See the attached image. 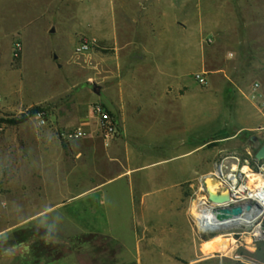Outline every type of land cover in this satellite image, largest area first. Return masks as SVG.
Returning <instances> with one entry per match:
<instances>
[{
  "label": "rangeland",
  "instance_id": "obj_1",
  "mask_svg": "<svg viewBox=\"0 0 264 264\" xmlns=\"http://www.w3.org/2000/svg\"><path fill=\"white\" fill-rule=\"evenodd\" d=\"M121 28H152L156 45L164 39L178 76L170 82L181 85L182 100L172 102L167 127L158 129L172 133L164 144L170 147L161 151L167 156L162 166L167 195L174 168L195 172L179 186L181 203L187 201L189 209L208 197L204 176L219 173L221 191L222 180L235 176L247 187L243 169L264 178V159L255 156L264 144V0H0V264H36L21 243L32 244L35 253L37 242L51 239L42 229H26L35 223L21 230L20 222L36 214L42 177L52 174V164L61 162L66 172L74 165L69 149H82L79 143L88 135L82 124L99 104L93 86L99 87L100 59L110 57L115 44L106 33ZM80 40L94 43L77 54ZM16 42L21 52L13 58ZM196 60L202 66L197 68ZM195 74H203L204 82ZM33 108L39 110L23 123L7 124ZM75 128L85 134L64 136ZM186 128L189 133H181L177 146L178 133ZM160 168L133 178L156 175ZM159 183L149 182L154 195L162 193ZM253 209L262 210L256 202ZM220 235H228L229 247L206 252L203 245ZM198 243L199 256L215 258L203 264H264V217L251 226L201 235ZM195 257L173 258V264Z\"/></svg>",
  "mask_w": 264,
  "mask_h": 264
},
{
  "label": "crops",
  "instance_id": "obj_2",
  "mask_svg": "<svg viewBox=\"0 0 264 264\" xmlns=\"http://www.w3.org/2000/svg\"><path fill=\"white\" fill-rule=\"evenodd\" d=\"M29 31L23 32V40ZM106 35L115 44L111 56L100 59L99 98L94 101L111 114L118 137L105 142L90 110L87 123L82 124L88 134L79 143L82 149H69L74 165L66 172L61 162L52 164V174L42 177L36 214L20 222L21 230L35 223L26 229H42L43 236L51 239L37 242L35 253L32 244L24 241L21 244L28 250L23 252L36 264H173V258L187 256H196L189 264L212 262L214 256L198 255L201 235L190 220L187 201L181 203L179 186L195 172L171 169L167 188L172 192L168 196L165 191L162 166L167 156L161 151L170 147L164 144L172 133L158 129L167 127L172 102L183 97L178 80L176 86L170 82L178 76L171 68L173 57L167 59L166 41L156 45L152 28H121ZM140 36L141 41L137 40ZM162 57L164 62H160ZM196 63L197 68L202 66L201 61ZM183 132L189 133L188 128L179 131L178 137ZM180 143L181 137L176 145ZM160 166L156 175L133 178ZM151 181L160 182L161 194L150 191ZM54 213L58 216H50ZM229 243L228 235H220L203 249L225 250Z\"/></svg>",
  "mask_w": 264,
  "mask_h": 264
},
{
  "label": "bare ground",
  "instance_id": "obj_3",
  "mask_svg": "<svg viewBox=\"0 0 264 264\" xmlns=\"http://www.w3.org/2000/svg\"><path fill=\"white\" fill-rule=\"evenodd\" d=\"M241 173L246 174L250 185L245 187L243 180L233 175L235 177L222 180V184L226 186L223 191L215 181V177L221 178L219 173L204 176L208 197H199L193 203L192 209L190 208V215L199 235H209L239 225L251 226L257 219L264 217V178L248 173L245 169L241 170ZM246 190L249 194L244 197ZM207 198L211 201L208 202ZM255 202L262 208L261 211L253 209ZM237 207H240L242 212L236 215L233 210Z\"/></svg>",
  "mask_w": 264,
  "mask_h": 264
},
{
  "label": "built area",
  "instance_id": "obj_4",
  "mask_svg": "<svg viewBox=\"0 0 264 264\" xmlns=\"http://www.w3.org/2000/svg\"><path fill=\"white\" fill-rule=\"evenodd\" d=\"M93 43L94 40H80L75 47V52L77 54L84 53ZM20 52L21 45L16 42L12 46L11 56L13 58H18ZM202 75L203 74H195V78L201 83L204 82V78ZM91 113L96 118L97 128L103 140L105 142H109L110 140L115 139L118 131L111 114L100 104L93 105L91 108ZM84 134L85 133L81 128H75L70 132L64 133V136L70 139H76L82 137Z\"/></svg>",
  "mask_w": 264,
  "mask_h": 264
},
{
  "label": "water",
  "instance_id": "obj_5",
  "mask_svg": "<svg viewBox=\"0 0 264 264\" xmlns=\"http://www.w3.org/2000/svg\"><path fill=\"white\" fill-rule=\"evenodd\" d=\"M93 92L95 93V94H99V87L98 86H96V85H94L93 86ZM256 158L258 159V158H262V159H264V144L261 146V148L257 151V153H256ZM211 201V200H210ZM242 212V209L240 208V207H237V208H235L234 210H233V213L234 214H239V213H241Z\"/></svg>",
  "mask_w": 264,
  "mask_h": 264
},
{
  "label": "trees",
  "instance_id": "obj_6",
  "mask_svg": "<svg viewBox=\"0 0 264 264\" xmlns=\"http://www.w3.org/2000/svg\"><path fill=\"white\" fill-rule=\"evenodd\" d=\"M38 110H39V108H33V109L29 112V115L22 114V115H21L19 118H17V119L9 120V121L7 122V124H8V125H11V126H15V125L21 124V123H23L24 121L27 120L28 116L36 114ZM247 169H248V168H247Z\"/></svg>",
  "mask_w": 264,
  "mask_h": 264
}]
</instances>
